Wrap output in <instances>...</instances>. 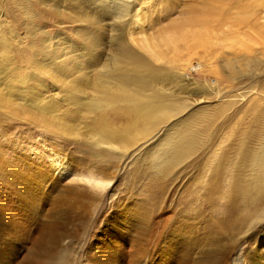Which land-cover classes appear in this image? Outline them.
<instances>
[{"label":"rangeland","instance_id":"obj_1","mask_svg":"<svg viewBox=\"0 0 264 264\" xmlns=\"http://www.w3.org/2000/svg\"><path fill=\"white\" fill-rule=\"evenodd\" d=\"M141 1L139 5L134 3L142 9L138 16L131 17L135 16L131 11L130 18L120 24L116 23L115 13L103 14L102 21H85L84 15L89 16L95 8H79L76 0H48L47 11L41 19H37L33 8L26 7L24 2L0 0V91L5 93L10 80L21 74H36L37 78L27 82L36 81L30 88H45L47 91L42 92L45 99L52 100L54 108L58 106L53 111L57 110L61 116L64 112L67 114L64 118L71 120L69 114L74 105L65 99L71 90L68 85L78 76L86 79V87L96 84L98 74L103 72L104 66L111 65L121 43L134 53L150 58L156 67L163 69L162 72L169 67L167 61L173 60V65L178 67L174 73L182 77L186 74V79L177 76L175 84L165 87L175 89L178 97L186 96L187 108L162 124L153 136L146 137L127 156L119 160L111 157L107 162L108 157L104 159L107 163H98L80 136L76 138L82 144L80 149L68 143L61 146L60 140L65 137L57 135L55 124L48 123L54 134L56 132L50 136L43 131L44 125L26 126L8 112L12 125L5 131L0 127V155L7 164L21 154L26 156L31 169L14 163L22 166L20 170L23 169L24 174L20 176L32 173V177L40 174L44 179L47 173L48 181L59 183L60 188L77 183L79 189L75 190L81 194L80 201L86 202L88 210L63 227L51 264H89L87 246L102 244L104 233L99 229L104 227L103 220L113 214L120 216L139 211L151 216L156 229L151 234L157 242L168 239L173 234L170 232L177 229H189L196 234L195 257L209 253L215 258L222 250L230 248L227 264H264V219L254 220L251 215L247 218L253 209L264 207V194L259 191L263 175L255 163L256 155H264V30L244 28L246 35L239 37L256 50V55H251H255L252 57L257 64L246 62L243 56L247 51L239 49L235 34L243 29L231 28L235 37L231 38L227 27H222L220 32H215L217 38H210L206 47L190 45L187 50L167 24L181 16L183 3L188 0ZM91 25L92 31L88 27ZM42 38H46L45 42ZM54 68H58V74ZM67 69L73 70V75L67 76ZM18 83L14 82L11 91L21 86ZM0 113V122L5 121L3 115L6 114ZM80 124H84L83 120ZM15 128L25 133L19 134ZM182 135L194 136L197 140L190 157L180 165H173L166 174L154 169L155 152L163 150L168 155L170 141ZM7 164L0 165V206L19 221L22 229L27 228L24 229L27 237H39L43 230L41 225L46 220L44 197L48 195L45 193L50 184L44 185L38 195L39 187L37 189L28 179L17 183L15 179L19 174H11V166L6 169ZM97 169L107 178L98 188L90 174ZM216 169L219 179L214 183ZM27 198L34 207H41V215L35 212L37 207L34 210ZM98 205L103 211L96 216ZM149 242L146 243H152ZM214 258L208 260L212 263Z\"/></svg>","mask_w":264,"mask_h":264},{"label":"bare ground","instance_id":"obj_2","mask_svg":"<svg viewBox=\"0 0 264 264\" xmlns=\"http://www.w3.org/2000/svg\"><path fill=\"white\" fill-rule=\"evenodd\" d=\"M14 1L24 2L26 7L33 8L34 14L38 15L37 19H41L42 15L46 13L45 7L49 4L48 0ZM135 2H137V5L143 3L141 0H82V2L81 0H76L77 6H80L79 8H95V12L92 11L89 16L84 15V18L87 17L85 21L87 20L89 23L104 20L101 19L103 14L112 15L115 13L118 16L115 15L118 20L116 23L120 24L128 20L127 18H130L131 15H135L131 17H137L142 9L139 6L135 7ZM55 4L57 3L55 2ZM182 7L181 16L176 17L173 21L170 20L167 26L183 41L187 50L190 45L200 44V46L206 47L210 43L209 39L216 35L215 32L217 30L220 32L222 27H227L228 34H230L228 37L235 38L230 30L231 28H238V30L243 29L241 32L236 31L237 33L235 34L236 39L239 40V49L247 51L243 57L246 58L248 63H258L252 57L256 55V50L248 47L239 37L242 34L246 35L245 29L264 30V0H188V2L183 3ZM170 8L171 10L173 9L172 7ZM131 11L133 14L130 13ZM88 27L91 28V31L94 28L92 25ZM212 30L214 33H212ZM229 31L232 33H229ZM45 36L47 37V35ZM214 38L217 37L215 36ZM220 38L222 39L223 37L218 39ZM44 39L43 42H45ZM259 44L263 45L261 42ZM118 50L117 56L112 59L111 65L107 64L104 66L103 72L101 71L98 74V82L96 84L91 83V85L88 82L90 86L86 87L84 86L86 79L78 76L79 79L73 78V81L68 85L69 87L67 86L71 90H69L68 95L66 94L65 99H69L74 105H71L73 106V112L71 111V114H69L71 120L66 118L68 121L64 118L67 117V114L63 112L61 116V113L57 110L53 111V101L49 98L45 99L46 95L42 93L47 91L45 88H42V86L41 88L35 86L30 88L36 81L30 84L27 82H30L32 78H37L36 74L32 76H23L21 74L19 78L11 79L10 87H7L5 93L0 91V112L8 115H3L5 116V119L3 118L5 121L0 122L1 129L5 131L12 125L9 117L11 116L9 115L10 113L14 115L11 116L13 119H21L26 126L43 127L44 125L43 131H46L50 136L55 135L57 132L60 138L65 137L60 140L61 146L68 143L74 149H80L82 144L77 141L79 139H76L80 136L83 139L81 140L88 146L87 151L97 158L98 163L110 162L111 157L119 160L127 156L131 149L145 140L146 137L154 135L162 124L181 114L188 105L186 96L178 97L174 93L175 89L171 90L165 87V85L175 84L177 76L182 77L176 75L177 72L176 74L174 73L178 67L173 65V60L170 59L172 63L167 61L169 67L168 69L166 67V71L162 72L163 69L156 67L149 60L150 58L148 59L134 53L128 46L119 43ZM160 52L164 51L160 50ZM155 55L158 56L157 54ZM120 62L124 64L119 65ZM248 63L246 67L250 65ZM228 66L230 67L231 65ZM54 69L56 71L55 74H58V68ZM66 71L68 73L67 76L73 75V70L67 69ZM185 77L186 74H183L182 79L185 80ZM14 82H19L21 86L11 91ZM185 87L184 85L183 88L186 89ZM57 107L55 106V108ZM67 107L70 108L68 105ZM112 119L118 122H113ZM79 120H83L84 124L81 125ZM48 123L51 126L53 124L56 125L55 134ZM15 131L19 134L25 133L23 129L15 128ZM67 139H75V141ZM196 144V138L187 135H182L173 142L170 141V153L168 155L163 150L155 152L152 159L154 161V169L162 174L168 173L173 165H180L186 157H190L193 150H195ZM59 148L60 150L63 149L62 147ZM25 157L21 154L17 159H14V162L7 164L3 161L2 155H0V165L5 167V164H7L6 169L11 166V174L13 172L19 174V178L16 177L15 179L19 184L27 179L31 180V184H36V188L39 187V189L37 188L38 195H40L39 191L43 190L44 185L50 184L49 190L45 193L48 195L44 197L47 206L46 220L41 225L43 230L42 232L40 231L41 235L39 237H27L28 235L26 236L25 232L27 228L25 229L24 227L25 230L22 229L19 226V221L15 220L7 210H4L5 207L2 209L0 206V264H51V256L54 254L56 244L63 235V227L70 221L77 220V216H80L88 208H86L85 201H80L81 194L75 190L78 187L77 183L76 185H71L72 187L66 184L68 187L62 186L63 188H60L59 183L48 181L47 176L49 175L47 173L43 176L44 179L40 174H37V177H32V173L20 176V173L24 174L21 171L23 169L20 170L22 166L14 163L30 167L31 163L27 162ZM106 158H108L107 162L104 160ZM255 163L263 175L259 191L264 194V155H256ZM33 170L35 172L34 168ZM217 172L219 171L216 169L212 178L214 183H217L216 181L219 179L216 176ZM90 174L92 175L91 180L94 181L97 188L107 182V178H104L106 174L103 175L99 169L91 170ZM74 181L79 182L80 180L74 179ZM88 181L90 182V178ZM15 193L18 198V191L15 190ZM19 193L22 195L21 190ZM258 194L261 197L260 193ZM26 201L31 202L28 198ZM32 203L30 204L32 205ZM256 204L258 205V201ZM97 207L100 208L95 211L96 216L100 215L102 210V206L98 205ZM32 208L36 209L35 212L41 215L42 212L39 205L35 207L32 205ZM250 215L253 216L254 220L255 218L257 220L264 219V207H259L257 210L253 209L249 212L247 218L251 217ZM110 220H112L111 224L109 223ZM103 223H105L104 227L108 224H110V227L108 229H104V227L99 229L101 233H104L101 245L94 244V246H91L89 244L87 246L89 264H139L141 262L143 264H227L229 260L230 248L227 250L221 249L222 251L219 249L221 253L215 258L213 257L214 255H208L209 253L199 258L195 257L194 246L196 240L194 238L196 234L191 233L189 229L181 231L177 229L174 232H170L173 234L168 239L162 240V238L160 242L155 241L157 239L151 233L156 232V229L151 222V216L141 211L130 214L122 213L120 216L113 214L111 217L104 219ZM159 231L163 232L162 229ZM161 233L160 236L162 235ZM148 241L152 242H149L151 245L146 243ZM145 243L146 245H144ZM208 258L210 260L214 258V261L211 263Z\"/></svg>","mask_w":264,"mask_h":264}]
</instances>
